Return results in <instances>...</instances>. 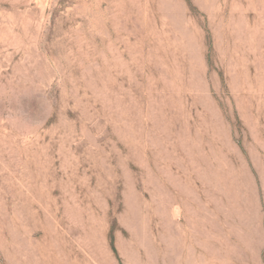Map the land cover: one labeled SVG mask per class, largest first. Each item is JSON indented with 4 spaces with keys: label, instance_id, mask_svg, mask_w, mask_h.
I'll return each instance as SVG.
<instances>
[{
    "label": "rangeland",
    "instance_id": "obj_1",
    "mask_svg": "<svg viewBox=\"0 0 264 264\" xmlns=\"http://www.w3.org/2000/svg\"><path fill=\"white\" fill-rule=\"evenodd\" d=\"M0 264H264V0H0Z\"/></svg>",
    "mask_w": 264,
    "mask_h": 264
}]
</instances>
